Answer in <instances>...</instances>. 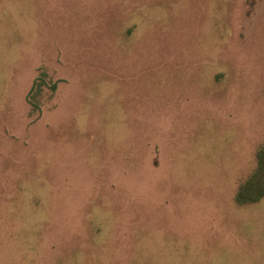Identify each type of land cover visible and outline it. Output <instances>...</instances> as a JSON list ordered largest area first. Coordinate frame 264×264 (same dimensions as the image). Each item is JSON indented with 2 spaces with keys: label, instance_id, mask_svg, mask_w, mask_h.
<instances>
[{
  "label": "rangeland",
  "instance_id": "1",
  "mask_svg": "<svg viewBox=\"0 0 264 264\" xmlns=\"http://www.w3.org/2000/svg\"><path fill=\"white\" fill-rule=\"evenodd\" d=\"M263 147L264 0H0V264H264Z\"/></svg>",
  "mask_w": 264,
  "mask_h": 264
},
{
  "label": "trees",
  "instance_id": "2",
  "mask_svg": "<svg viewBox=\"0 0 264 264\" xmlns=\"http://www.w3.org/2000/svg\"><path fill=\"white\" fill-rule=\"evenodd\" d=\"M264 175V147L259 152L258 167L253 173L252 177L246 182L245 186L241 188L238 199L241 201H257L263 194V192L258 191L257 187L260 184L258 179L259 176ZM247 191L249 194H247ZM251 197H249V196Z\"/></svg>",
  "mask_w": 264,
  "mask_h": 264
}]
</instances>
